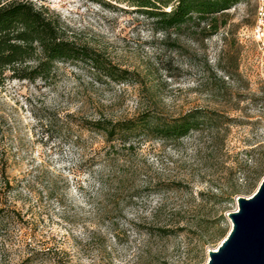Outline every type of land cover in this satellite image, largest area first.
Masks as SVG:
<instances>
[{
  "label": "rangeland",
  "instance_id": "1",
  "mask_svg": "<svg viewBox=\"0 0 264 264\" xmlns=\"http://www.w3.org/2000/svg\"><path fill=\"white\" fill-rule=\"evenodd\" d=\"M36 3L59 14L76 43L132 73L116 81L78 61L58 63L50 83L0 84V264L32 249L41 250L36 264H143L147 253L202 264L230 228L235 196L251 194L264 175L255 1L217 14L213 32L194 20L166 33L126 3ZM192 108L229 119L178 139L139 137L130 149L80 125ZM160 225L180 229L146 231Z\"/></svg>",
  "mask_w": 264,
  "mask_h": 264
},
{
  "label": "trees",
  "instance_id": "2",
  "mask_svg": "<svg viewBox=\"0 0 264 264\" xmlns=\"http://www.w3.org/2000/svg\"><path fill=\"white\" fill-rule=\"evenodd\" d=\"M42 0H0V84L6 80H41L52 82L58 63L83 61L102 71L109 79L128 81L132 73L103 59L97 52L76 43L59 14L41 3ZM126 3L149 18L152 31L177 30L191 21L203 22L210 31L217 28V14L240 0H111ZM224 23V22H223ZM229 118L213 111L192 108L181 115L166 117L143 111L119 121L82 120L81 127L101 133L113 147L120 142L130 149L139 137L178 139L190 131L217 129ZM113 149V148H111ZM0 207V225L5 219ZM180 228L160 225L146 227L157 236H166ZM40 249H32L17 264H36ZM43 251V250H42ZM165 264L163 259L147 253L143 264Z\"/></svg>",
  "mask_w": 264,
  "mask_h": 264
},
{
  "label": "water",
  "instance_id": "3",
  "mask_svg": "<svg viewBox=\"0 0 264 264\" xmlns=\"http://www.w3.org/2000/svg\"><path fill=\"white\" fill-rule=\"evenodd\" d=\"M230 228L202 264H264V175L248 196L236 195Z\"/></svg>",
  "mask_w": 264,
  "mask_h": 264
},
{
  "label": "built area",
  "instance_id": "4",
  "mask_svg": "<svg viewBox=\"0 0 264 264\" xmlns=\"http://www.w3.org/2000/svg\"><path fill=\"white\" fill-rule=\"evenodd\" d=\"M255 1L256 22L251 28V36L262 46L264 51V0Z\"/></svg>",
  "mask_w": 264,
  "mask_h": 264
},
{
  "label": "bare ground",
  "instance_id": "5",
  "mask_svg": "<svg viewBox=\"0 0 264 264\" xmlns=\"http://www.w3.org/2000/svg\"><path fill=\"white\" fill-rule=\"evenodd\" d=\"M231 224V223H230Z\"/></svg>",
  "mask_w": 264,
  "mask_h": 264
}]
</instances>
